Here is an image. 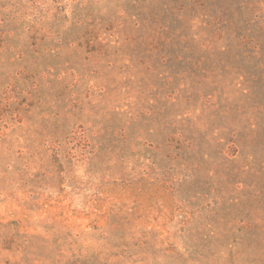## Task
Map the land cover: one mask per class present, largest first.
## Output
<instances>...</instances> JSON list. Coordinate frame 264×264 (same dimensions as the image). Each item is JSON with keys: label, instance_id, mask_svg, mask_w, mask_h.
Returning <instances> with one entry per match:
<instances>
[{"label": "rangeland", "instance_id": "374dc122", "mask_svg": "<svg viewBox=\"0 0 264 264\" xmlns=\"http://www.w3.org/2000/svg\"><path fill=\"white\" fill-rule=\"evenodd\" d=\"M0 264H264V0H0Z\"/></svg>", "mask_w": 264, "mask_h": 264}]
</instances>
